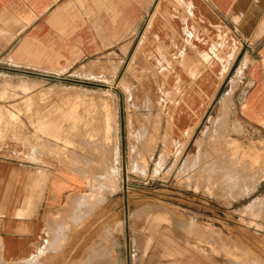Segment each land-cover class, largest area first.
<instances>
[{"label": "rangeland", "instance_id": "obj_1", "mask_svg": "<svg viewBox=\"0 0 264 264\" xmlns=\"http://www.w3.org/2000/svg\"><path fill=\"white\" fill-rule=\"evenodd\" d=\"M118 36L109 51L82 60L69 71L66 67L65 96L58 103L49 98L47 112L8 118L32 129L27 133L49 138H56L59 128L66 161L71 165L73 159L76 165L79 161L82 183L93 191L82 198L86 202L81 201L82 214L75 225L42 238L35 255L23 264H264V129L247 122L241 113L261 125L264 119L243 103L249 84L225 82L186 139L175 129L169 112L180 106L179 89L187 90L191 84L174 81L170 74V83H159L167 67L164 61L169 60L163 56L166 50L148 49L156 54L154 71L145 57L147 49L137 48L138 34L114 39ZM232 82L230 109L222 119L226 124L213 129L209 118ZM165 117L167 136L161 130ZM232 122L240 126L237 133ZM140 129V136L129 134ZM169 137H183L184 143L173 144ZM249 146L256 150L245 158ZM216 158V170H211L208 164ZM157 161L161 165L154 172ZM224 163L238 166L234 169L241 176L230 189L217 176L222 173L217 167ZM94 178L101 183L93 186Z\"/></svg>", "mask_w": 264, "mask_h": 264}, {"label": "crops", "instance_id": "obj_2", "mask_svg": "<svg viewBox=\"0 0 264 264\" xmlns=\"http://www.w3.org/2000/svg\"><path fill=\"white\" fill-rule=\"evenodd\" d=\"M130 33L138 34L137 48L147 49L154 71L156 54L148 49L166 50L161 81L170 83V74L191 84L179 89L180 106L169 112L186 139L225 82L248 83L243 103L264 119V0H0V264L29 261L42 238L75 225L79 201L92 193L79 161H66L59 128L56 138L27 133L32 129L9 116L47 112L49 98L65 96L66 67ZM232 84L224 92L230 97Z\"/></svg>", "mask_w": 264, "mask_h": 264}, {"label": "bare ground", "instance_id": "obj_3", "mask_svg": "<svg viewBox=\"0 0 264 264\" xmlns=\"http://www.w3.org/2000/svg\"><path fill=\"white\" fill-rule=\"evenodd\" d=\"M164 77H165V75L163 74V77L161 78V80H163ZM161 80H160L159 83L162 82ZM157 83H158V82H157ZM158 85H159V84H158ZM145 89H146V88H145ZM142 92H143V91H142ZM144 97H145V96H144ZM99 98H100V97H99ZM148 98H149V97H148ZM100 99H101V98H100ZM144 100H145V103H147V104L149 105V100L147 99V97H145ZM66 101H67V100H66ZM99 102H100V101H99ZM110 102H111V101H110ZM156 102H157V101H155V103H156ZM100 103H101V102H100ZM145 103H144V104H145ZM157 104H158V103H156L155 105L157 106ZM100 105H101V104H100ZM230 105H231L230 91H227L226 94H224L222 97L219 98V100H218V104H217V107H216V109H215V111H214V114L209 118L210 123H211L212 126H213V127H212V126H211V127H212L213 129L216 128V127H215L216 125L220 126V125H222L223 123H225L222 119H224V117L227 116V114H228V109H230V108H229ZM157 107H158V106H157ZM158 108H159V107H158ZM156 109H157V108H156ZM156 114H157V113H156ZM91 116H92V115H91ZM128 116H129V115H128ZM106 117H107V116H106ZM127 119H128V118H127ZM129 119H130V118H129ZM225 119H226V117H225ZM156 120L159 121V117H156ZM138 121H139V120H138ZM143 121H144V120H143ZM233 121H234V120H233ZM234 122H235V121H234ZM129 123H130V121H129ZM112 124H113V123H112ZM225 124H226V123H225ZM129 125H130V124H129ZM231 125H232V129H234L235 131H236V130H237V131H238V130H241V129L238 128V127H240V126H238L236 123H233V122H232ZM101 126H102V125H101ZM222 126H223V125H222ZM106 127H107V126H106ZM214 127H215V128H214ZM130 128H131V126H130ZM140 128H141V127H140ZM205 129H206V128H205ZM205 129H204V130H205ZM216 129H218V128H216ZM103 130H104V129H103ZM132 130H133V129H132ZM134 130H135V129H134ZM141 131H142V129H140V131H138L139 133L137 134V133H136L137 131H135V133H133V131L131 132V130H130V133H129V134H130L131 136H133V135H139V134H141ZM237 131H236V133H237ZM239 132H240V131H239ZM139 136H140V135H139ZM138 139H139V138H138ZM138 139H137V140H138ZM200 139H201V138H200ZM200 139H199V140H200ZM33 140H34V139H33ZM132 140H133V145H134V144L136 143V139L133 137ZM216 140H218V139H216ZM228 140H230V139H228ZM228 140H227V141H228ZM34 141H35V140H34ZM219 141H220V140H219ZM223 141H224V140H223ZM47 142H48V141H47ZM95 142H96V141H95ZM220 142H222V140H221ZM37 143H38V142H37ZM216 143H217V142H216ZM224 143H225V142H224ZM227 143H228V142H227ZM38 144H39V143H38ZM44 144H45V143H44ZM236 144H237V143H236ZM31 145H32V144H31ZM40 145H41V144H40ZM95 145H96V144H95ZM234 145H235V144H234ZM234 145H233V146H234ZM263 145H264V143H263ZM51 146H52V145H51ZM235 146H236V145H235ZM39 147H40V146H39ZM262 147H263V146H262ZM36 148H37V147H36ZM40 148H41V147H40ZM40 148H39V149H40ZM55 148H56V147H55ZM85 148H86V147H85ZM48 149H49V148H48ZM227 149H228V148H227ZM235 149H236V147H235ZM34 150H35V149H34ZM34 150H33V151H34ZM46 150H47V149H46ZM105 150H106V149H105ZM228 150H229V149H228ZM245 150H246L245 152H247V154H246V156H244V157L246 158L247 155H248V153L252 154V152H254L256 149H254L253 147L249 146V147L246 148ZM263 150H264V149H263ZM113 151H114V150H113ZM234 151H235V150H234ZM34 152H35V151H34ZM39 152H40V151H39ZM43 152H44V151H43ZM220 152H221V151H220ZM41 153H42V152H41ZM53 153H54V152H53ZM56 153H57V152H56ZM68 153H69V152H68ZM114 153H115V152H114ZM231 153H232V152H231ZM231 153H230V154H231ZM104 154H105V153H104ZM205 154H206V153H204V155H205ZM214 154H215V153H214ZM230 154H229V155H230ZM242 154H243V153H242ZM102 155H103V154H102ZM105 155H107V154H105ZM115 155H116V154H115ZM115 155H113V156H115ZM165 155H166V154L162 151V154H161V160L165 159ZM220 155H221V153H220ZM222 155H223V153H222ZM33 156H34V155H33ZM40 156H41V155H40ZM40 156H39V157H40ZM96 156H97V155H96ZM103 156H104V155H103ZM108 156H109V155H108ZM207 156H208V154H207ZM210 156H211V155H210ZM227 156H228V155H227ZM79 157H80V156H79ZM212 157H213V155H212ZM222 157H223V156H222ZM249 157L251 158L252 155H249ZM253 157H255V156H253ZM257 157H258V155H257ZM109 158H110V157H109ZM109 158H108V159H109ZM111 158H112V157H111ZM114 158H116V157H114ZM238 158H240V157H238ZM245 158L242 157V160L244 159L243 161H245ZM250 158H249V159H250ZM75 159H76V158H75ZM104 159H105V158H104ZM108 159H107V161L109 162ZM210 159L212 160V158H210ZM224 159H225V158H223V160H224ZM88 160H89V159H88ZM102 160H103V158H102ZM111 160H112V159H111ZM114 160H115V159H114ZM216 160H218V159L216 158V159H215V162H214V159H213L212 162L209 161L210 163H212V165H211V164H208V165L211 166V167L209 166V168H211V170H213V169L216 170V168H213V167L217 166V161H216ZM226 160H227V159H226ZM231 160L234 161L235 159H231ZM247 160H248V159H247ZM251 160H253V159H251ZM76 161H77V160H76ZM86 161H87V160H86ZM105 161H106V160H105ZM116 161H117V160H116ZM116 161H115V162H116ZM144 161H145V160H144ZM219 161H222V160H219ZM224 161H225V160H224ZM227 161H229V160H227ZM254 161H256V160H254ZM263 161H264V159H263ZM263 161H262V162H263ZM92 162H93V161H92ZM108 162H107V163H108ZM225 162H226V161H225ZM231 162H232V161H231ZM237 162H238V161L236 160V163H237ZM252 162H253V161H252ZM74 163H75V162H74ZM77 163H78V162H77ZM89 163H90V162H89ZM109 163H110V162H109ZM219 163H220V162H219ZM226 163H227V162H226ZM226 163H224V165H221L220 167H219V166L217 167L218 170H219L220 172H222L221 174H218V173H217V176L219 177V175H220L221 180L223 181V183H224V184L227 183V184L224 185V187H227V186H228L227 188L230 189L231 185L233 184V186H234L235 183H237V182H235V181L237 180V178H240L241 176H239V175L236 173L237 170L234 169V168H238V166L233 168L232 165H231V166H227V165H225ZM136 164H137V163H136ZM231 164H232V163H231ZM240 164H241V163H240ZM250 164H253V163H250ZM102 165H103V164H102ZM112 165H113V164H112ZM142 165H143V164H142ZM144 165H145V163H144ZM144 165H143V166H144ZM154 165H156V168L154 169V172H156L157 168L161 165V162L157 161ZM208 165H207V166H208ZM100 166H101V164H100ZM100 166H99V168H100ZM109 166H110V164H109ZM138 166H139V165H138ZM138 166L136 165V167H138ZM235 166H236V165H235ZM87 167H88V166H87ZM106 167H107V166H106ZM111 167H112V166H110V168H111ZM114 167H115V166H114ZM141 167H142V166H141ZM141 167H140V168H141ZM239 167H240V169H241V166H239ZM248 167H250V166H248ZM253 167H254V165H253ZM102 168H103V167H102ZM108 168H109V167H108ZM110 168H109V170H111ZM115 168H116V167H115ZM140 168H139V169H140ZM144 168H145V167H144ZM244 168H245V166H244ZM251 168H252V167H251ZM105 169H106V168L104 167V171H106ZM136 169H137V168H136ZM204 169H205V168H204ZM206 169L208 170V167H206ZM206 169H205V170H206ZM249 169H250V168H249ZM90 170H91V169H90ZM142 170H143V167H142ZM205 170H204V171H205ZM209 170H210V169H209ZM209 170H208V173H209ZM211 170H210V171H211ZM244 170H245V169H244ZM247 170H248V169H247ZM251 170H252V169H251ZM87 171H88V170H87ZM104 171H102V173H103ZM93 172H94V171H93ZM111 172H112V170H111ZM154 172H153V174H154ZM201 172H202V171H201ZM115 173L117 174V171H116ZM100 174H101V173H100ZM103 174H104V173H103ZM105 174H106V173H105ZM105 174H104V175H105ZM108 174H109V171H108ZM108 174H106V175H108ZM116 174H115V175H116ZM213 174H214V173H213ZM215 174H216V173H215ZM109 175H110V174H109ZM109 175H108V176H109ZM58 176H59V175H58ZM97 176H98V175H97ZM99 176H100V177H101V176L103 177V175H99ZM108 176H106V177H108ZM113 176H114V175H113ZM113 176H111V178H114V177H115V176H114V177H113ZM211 176H213V175H211ZM217 176H216V177H217ZM53 177H54V176H53ZM104 177H105V176H104ZM106 177H105V178H106ZM220 177H219V179H220ZM54 178H55V177H54ZM91 178H92V177H91ZM109 178H110V177H109ZM109 178H108V179H109ZM114 179H115V178H114ZM193 179H194V178H193ZM211 179H212V178H211ZM213 179H214V178H213ZM213 179H212V180H213ZM219 179H218V180H219ZM92 180H93V178H92ZM92 180H91V181H92ZM94 180H95V178H94ZM98 180H99V179H98ZM103 180L105 181V179H103ZM103 180H102V181H103ZM110 180H111V179H110ZM110 180H109V181H110ZM115 180H116V179H115ZM115 180H114V181H115ZM95 181H96V180H95ZM100 181H101V180H100ZM114 181H113V182H114ZM210 181H211V180H210ZM107 182H108V180H107ZM90 183H91V182H90ZM99 183H101V182H99ZM99 183L96 181V183H95V182L93 183V186H94V184H95V186H96V184H99ZM211 183H212V182H211ZM223 183H222V184H223ZM216 184H217V186H218V183H217V182H216ZM220 184H221V183H220ZM230 184H231V185H230ZM114 185H115V183H114ZM226 185H227V186H226ZM229 185H230V187H229ZM97 186L99 187V185H97ZM104 186H105V185H104ZM109 186H110V185H109ZM222 186H223V185H222ZM91 187H92V186H91ZM91 187H90V188H91ZM107 188H111V186H110V187H107ZM231 188H232V187H231ZM92 189H96V188L94 187V188H92ZM98 189H99V188H97V190H98ZM99 190H100V189H99ZM106 190H107V189H106ZM108 190H109V189H108ZM100 191H101V190H100ZM100 191H98V192H100ZM109 191H110V190H109ZM92 192H93V191H92ZM104 192H105V191H104ZM106 192H107V191H106ZM71 195H72V194H71ZM73 195H75V194H73ZM78 195H79V194H78ZM83 195H84V194H83ZM86 195H87V194H86ZM86 195H85V196H86ZM96 195H97V194H96ZM96 195H95V197H96ZM81 196H82V195H81ZM81 196H80V198H79V197H78V198L81 199ZM89 196H90V195H89ZM92 196H93V195H92ZM73 197H74V196H73ZM75 197H77V196L75 195ZM82 197H83V196H82ZM86 197H87V196H86ZM99 197H100V196H99ZM96 198H97V197H96ZM96 198H95V201H96ZM73 199L75 200V198H73ZM79 199H78V200H79ZM83 199H84V198H83ZM83 199H82V200H83ZM91 199H92V197H91ZM102 199H103V198H102ZM102 199H100V200H102ZM82 200H81V201H82ZM89 200H90V199H89ZM75 202H76V200H75ZM83 202H84V200H83ZM85 202H86V201H85ZM85 202H84V203H85ZM96 202H99V201L97 200ZM76 203H77V204H79V203L82 204V202H80V201H79V203H78V201H77ZM254 203H255V206H258V205H259V201H258V199L255 200ZM74 204H75V203H74ZM77 204H75V205L77 206ZM80 204H79V206H80ZM82 205H83V204H82ZM88 205H89V204H88ZM262 205H263V204H262ZM76 206H75V207H76ZM81 207H82V206H81ZM85 207H87V205H86ZM258 207H259V206H258ZM76 208H77V207H76ZM79 208H80V207H79ZM88 209H89V208H88ZM90 209H91V208H90ZM83 210H84V209H83ZM85 210H86V209H85ZM76 211H77V210H76ZM84 213H86V212H84ZM144 213H145V212H144ZM77 214H78V213H77ZM81 214H82V213H81ZM81 214H80V215H81ZM139 215H140V214H139ZM77 216H78V215H77ZM77 216H76V217H77ZM79 218H80V216H79ZM158 220H159V219H158ZM188 222H189V221H188ZM189 223H190V222H189ZM194 228H195V227H194ZM195 230H196V229H195ZM56 238H57V237H56ZM107 243H108V242H107ZM104 247H105V246H104Z\"/></svg>", "mask_w": 264, "mask_h": 264}]
</instances>
